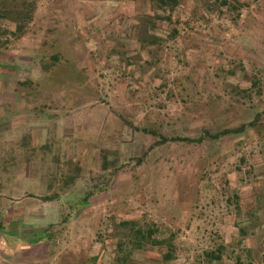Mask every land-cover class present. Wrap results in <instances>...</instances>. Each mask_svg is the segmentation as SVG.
<instances>
[{"label":"rangeland","instance_id":"obj_1","mask_svg":"<svg viewBox=\"0 0 264 264\" xmlns=\"http://www.w3.org/2000/svg\"><path fill=\"white\" fill-rule=\"evenodd\" d=\"M84 1L0 0V216L30 219L7 235L28 245L3 256L264 264V0H199L153 21ZM20 88L27 130L10 134ZM140 229L171 248L140 247Z\"/></svg>","mask_w":264,"mask_h":264},{"label":"crops","instance_id":"obj_2","mask_svg":"<svg viewBox=\"0 0 264 264\" xmlns=\"http://www.w3.org/2000/svg\"><path fill=\"white\" fill-rule=\"evenodd\" d=\"M100 1L101 2H99V0H98V2H97V0H94V1L93 0H86V1H84V2H86L85 5H82V6L84 8L86 6H88V7H90V9H96V7H98L99 9L101 7H109L115 11L114 15H117L118 17H121V16L124 18L130 17L133 19L134 18L133 16H138V17L140 16L141 18L149 19L150 21H153L156 18H158V19L162 18V17H158L156 15V13L157 14L162 13V14H165L166 16H170V18H171L172 14L174 12H171L169 10L173 11V8H172L173 6H175V8H174L175 10L179 6H184V5L197 7V5L200 2L199 0H106V2H104L103 0H100ZM104 3H105V5H104ZM148 5L153 6L157 10H153L152 12L146 11L143 7H146ZM9 65H11V66L13 65L12 67H10L11 70L13 68L14 69L16 68V62L13 61V59L11 60ZM7 69H9V68L7 67ZM15 80H16V82H23L22 79H15ZM22 84L23 83H20V86ZM14 90H16V89H14ZM25 98H26V96H25V93L23 92L22 88H20L19 94L13 93V94L8 95V99H9L8 102H9L10 106L12 105V110L15 112V114H13V116H12L13 117L12 119H14V120H12L13 122L12 121L9 122L10 124H8L9 127H8V130L6 131L10 134L11 133L12 134L13 133H16V134L26 133L27 127L23 126V124H22V122L24 120L23 116H25L23 114V110H25V108H27V106H28L27 100ZM62 98H63V96H62ZM65 100L68 103L74 101L73 99H71L70 96H68V99H65ZM65 100L63 99V101H65ZM83 102H86V100ZM17 112H19L20 115H18ZM10 118H11V115H10ZM17 119H20L19 123L17 122ZM12 214H13V212L4 210V211H2V214L0 216V220H1L0 221V264H12V260H17L18 262H20L21 259H18V257H14L12 255H9V257L7 258V255H6V257L3 256V254L1 253V250L5 251L4 248L11 247V251H12L13 246L19 245L22 247L23 245H28L27 241H29V239H27V238H25V236H23V239L25 238L24 241L21 240V241H23V243H18L16 241H14L12 238L7 236V235H9V236H14V235L20 236V235H23L24 230H26V231L29 230V226H30L29 225L30 224L29 211L27 209L22 210L19 214L20 215L19 217H16ZM8 223L11 225L10 228L7 227L9 225ZM13 223H14V225H12ZM2 240H3V242H1ZM3 244L6 246H4ZM29 244H31V242Z\"/></svg>","mask_w":264,"mask_h":264},{"label":"trees","instance_id":"obj_3","mask_svg":"<svg viewBox=\"0 0 264 264\" xmlns=\"http://www.w3.org/2000/svg\"><path fill=\"white\" fill-rule=\"evenodd\" d=\"M170 11V10H169ZM6 56V55H5ZM5 59V57H3V58H0V62L1 61H3ZM1 64V63H0ZM243 128L244 127H241L240 129H228V130H225V131H223V132H221V133H219V134H217V135H208V136H210L211 138H214V139H218V138H220L221 136H225V135H228V134H236V133H239V132H241L242 130H243ZM171 140H173V141H191L190 139H182V138H180V137H177V138H172ZM167 141H169L168 139H163V142H167ZM92 194L93 193H89L87 196H86V198L84 199L85 201H89L90 200V198H91V196H92ZM124 226H127V227H132V228H134L135 226H136V224L134 223V222H124V223H122ZM157 233V231L156 230H154V229H148L146 232H144V231H142L141 229L140 230H138L137 231V234L139 235V238H140V247H143V242H149L150 244H152L153 246H155V247H160V246H164V245H166V244H168V246H170V248H171V244H170V241H168V240H166V239H161V240H159V239H154V235ZM46 238H48V236L46 237ZM42 241H44V240H36L35 239V241H31V244H33V245H35V244H39V243H41ZM172 250L170 249V253H168V254H166L165 256H164V259L166 260V261H168V260H171L172 259V257H173V255H172ZM212 258L213 259H219V257L218 256H215V255H213L212 254Z\"/></svg>","mask_w":264,"mask_h":264}]
</instances>
